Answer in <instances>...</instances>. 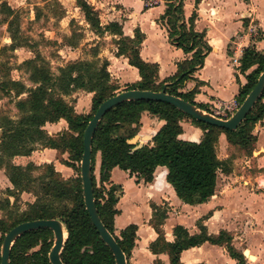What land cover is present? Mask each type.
I'll return each mask as SVG.
<instances>
[{
  "label": "trees",
  "instance_id": "obj_1",
  "mask_svg": "<svg viewBox=\"0 0 264 264\" xmlns=\"http://www.w3.org/2000/svg\"><path fill=\"white\" fill-rule=\"evenodd\" d=\"M162 1L166 8L159 19L160 23L165 26L171 44L180 48L184 54H190V58L177 64V72L173 77L158 84L157 66L145 63L139 56L143 36L138 31L133 38L126 37L122 33L121 25L116 22L101 25L98 12L86 1L76 0V5L90 31L98 37H112L116 46L115 56L126 58L128 65L137 70L140 80L127 85L123 91H164L211 114L203 105L194 103L195 91L178 92V89L192 79L193 73L202 66L205 56L211 50L204 33L194 30L196 13L192 12L186 23L183 17V0ZM197 3L198 0H195V5ZM10 39L16 42L14 31L11 32ZM22 65L30 73L31 87L27 88L18 81L3 82V87L8 85L15 91V96L26 94V98L16 103L21 113L19 118H5L0 124V167L2 161L7 159L4 169L12 186V189L5 190L7 197L0 200V211L14 213L13 209L17 208L16 201L22 193L33 194L35 200L27 204V211L17 213L9 226L0 221V233L5 235L10 229L24 222L57 220L66 231V241L59 255L63 264H115L111 251L101 241L90 222L84 207L82 190L77 192L70 180L63 179L53 167H50L48 177L38 179L31 174L36 169L33 164L18 166L11 163L14 157H28L36 150V146L66 151L72 155L74 161H81L85 127L98 106L116 94L113 93L107 72L108 62L105 61L99 67L91 62H74L59 69L57 76L49 72L39 55ZM253 66L256 68L245 75L246 84L240 87L235 98L238 105L244 101L258 76L264 71V53L249 46L243 50L239 71L244 74ZM76 91L92 94L90 114L78 115L64 101L65 97ZM144 112L164 122L152 138L151 146L130 143L139 131L140 117ZM263 118V93L234 131L221 130L195 121L164 102L129 101L112 108L103 116L91 145L93 199L102 225L122 251L126 264L136 239V227L130 225L118 235L114 234L113 218L118 213L115 205L120 188L115 185L105 188L102 185L108 181L109 172L116 167L146 184L151 182L156 167H164L167 171L166 182L181 202L189 205L205 203L214 193L218 172L229 171V162L217 158L219 134L225 135L229 145L249 154L255 143L252 129ZM184 119L203 130V136L198 143L178 139L182 132L179 123ZM59 120L66 122L67 130L58 136H49L43 129L45 124ZM97 152L100 154L99 184H96L92 174ZM64 166L73 169L67 164ZM9 197L13 198L12 203ZM173 235V243L162 242L160 246L161 250L167 252L169 264H179L182 251L204 242L224 246L230 258L237 264H246L243 255L231 246V239L226 233L221 232L215 237L207 235L201 229L199 235L189 236L182 227L176 226ZM51 236L52 232L44 228L22 235L11 247L9 264H50L48 253L52 246ZM157 245L158 242L152 245L153 251H156Z\"/></svg>",
  "mask_w": 264,
  "mask_h": 264
},
{
  "label": "crops",
  "instance_id": "obj_2",
  "mask_svg": "<svg viewBox=\"0 0 264 264\" xmlns=\"http://www.w3.org/2000/svg\"><path fill=\"white\" fill-rule=\"evenodd\" d=\"M85 1L98 12L101 25L116 22L121 25L124 36L133 38L136 31L143 36L139 56L145 63L157 66V84L173 77L177 64L190 58V54H184L171 44L165 26L160 23L166 8L162 0L149 8H145L144 0ZM192 12L196 13L194 30L204 33L211 50L192 79L178 92L195 91L194 103L214 114L219 106L236 103L240 87L246 84L245 75L256 68L253 66L244 74L239 71L243 50L252 46L255 51L264 53V0H198L196 5L195 0H183L184 22L187 23ZM107 62L111 81L131 85L140 80L137 70L128 65L126 58L113 55ZM81 93L90 97V102L92 94L83 91L72 93L73 99ZM79 105L76 103L74 112L85 115L78 110ZM163 124L157 117L142 113L133 144L151 146L152 138ZM179 125L182 132L178 139L192 143L201 140V128L185 119ZM44 129L56 135L66 131L67 124L59 120L45 124ZM251 134L255 143L249 154L229 145L225 135L219 134L217 158L229 162V171L218 172L214 193L205 203L181 202L166 182L164 167H156L151 182L146 184L116 167L109 172L108 181L102 185L120 188L115 205L118 213L113 218L114 234L118 235L130 225L136 227L128 264H169L168 254L160 246L162 242H174L176 226L182 227L189 236L199 235L201 229L215 237L226 233L231 246L243 255L246 264H264V118L255 124ZM54 167L63 179L70 177V168L55 164ZM99 171L100 154L97 152L92 172L96 184H99ZM157 242L153 251L151 247ZM179 264L237 263L224 246L204 242L182 251Z\"/></svg>",
  "mask_w": 264,
  "mask_h": 264
},
{
  "label": "rangeland",
  "instance_id": "obj_3",
  "mask_svg": "<svg viewBox=\"0 0 264 264\" xmlns=\"http://www.w3.org/2000/svg\"><path fill=\"white\" fill-rule=\"evenodd\" d=\"M144 3L149 8L157 5L159 0H144ZM13 31L16 34L15 44L10 39ZM115 49L112 37L107 35L98 37L90 31L83 14L77 8L76 0H0V124L5 118L15 120L21 116L16 103L25 99L26 94L15 96V91L8 85L3 87V82L18 81L27 88L31 87L30 73L22 65L23 62L39 55L49 72L57 76L59 69L78 61L91 62L99 67L108 57L115 56ZM111 86L115 94L121 89L125 90L127 85L112 80ZM88 98L90 97L85 93H81L73 99L71 94L65 97L64 101L72 108L79 103L78 110L87 115L91 113V99L89 102ZM213 109L215 111V108ZM46 130L45 132L52 137L62 133L53 135L51 130ZM35 149L28 157H14L11 163L18 166L33 164L36 169L31 174L38 179L48 177L50 167L57 172L54 164L56 166L67 164L73 167L70 168L71 175L68 178L72 187L77 192L82 190L80 162L74 161L72 155L66 151L41 146H36ZM5 163L7 159L2 161L0 167V200L7 197L6 189H12L4 169ZM34 200L33 194L22 193L16 201L17 208L13 209L14 213L0 211V221L9 226L14 216L27 211V204L33 203ZM9 201L12 203L13 198L9 197ZM3 237L4 235L0 233V250ZM53 240L52 234V245Z\"/></svg>",
  "mask_w": 264,
  "mask_h": 264
},
{
  "label": "water",
  "instance_id": "obj_4",
  "mask_svg": "<svg viewBox=\"0 0 264 264\" xmlns=\"http://www.w3.org/2000/svg\"><path fill=\"white\" fill-rule=\"evenodd\" d=\"M263 91L264 71L258 76L254 87L245 97L244 101L239 105L234 114L227 120L218 119L178 97L164 93V91L151 92L141 90H126L113 95L98 106L97 110L83 131L82 155L79 168L80 180L85 210L101 241L111 251L115 264H126L125 257L113 237L107 232L98 217L93 199L91 178V145L96 128L103 116L112 108L129 101L164 102L175 107L177 110L191 117L195 121L221 130L234 131L246 118L254 104L260 98ZM133 141L134 140H131L130 143L133 144ZM43 228L49 229L52 232L54 238L53 245L48 253L49 263L63 264L59 258V255L66 241V236L64 234L66 231L63 224L57 220H35L24 222L10 229L4 235L2 240L0 250V264H9L11 247L19 237L31 231Z\"/></svg>",
  "mask_w": 264,
  "mask_h": 264
},
{
  "label": "built area",
  "instance_id": "obj_5",
  "mask_svg": "<svg viewBox=\"0 0 264 264\" xmlns=\"http://www.w3.org/2000/svg\"><path fill=\"white\" fill-rule=\"evenodd\" d=\"M238 107L239 105L236 103H233L229 106H219L212 116L221 120H227L234 114Z\"/></svg>",
  "mask_w": 264,
  "mask_h": 264
},
{
  "label": "bare ground",
  "instance_id": "obj_6",
  "mask_svg": "<svg viewBox=\"0 0 264 264\" xmlns=\"http://www.w3.org/2000/svg\"><path fill=\"white\" fill-rule=\"evenodd\" d=\"M264 182V181H263ZM65 234V236H66V233H64Z\"/></svg>",
  "mask_w": 264,
  "mask_h": 264
}]
</instances>
